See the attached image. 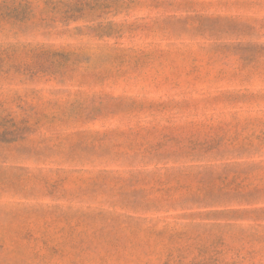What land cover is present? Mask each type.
I'll return each instance as SVG.
<instances>
[{
	"label": "rangeland",
	"instance_id": "1",
	"mask_svg": "<svg viewBox=\"0 0 264 264\" xmlns=\"http://www.w3.org/2000/svg\"><path fill=\"white\" fill-rule=\"evenodd\" d=\"M0 264H264V0H0Z\"/></svg>",
	"mask_w": 264,
	"mask_h": 264
}]
</instances>
